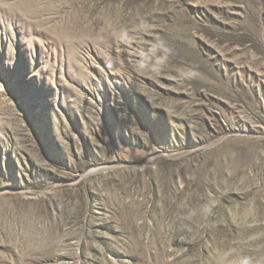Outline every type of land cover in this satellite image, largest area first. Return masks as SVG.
<instances>
[{
  "label": "rangeland",
  "instance_id": "374dc122",
  "mask_svg": "<svg viewBox=\"0 0 264 264\" xmlns=\"http://www.w3.org/2000/svg\"><path fill=\"white\" fill-rule=\"evenodd\" d=\"M0 264H264V0H0Z\"/></svg>",
  "mask_w": 264,
  "mask_h": 264
}]
</instances>
